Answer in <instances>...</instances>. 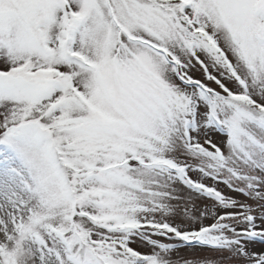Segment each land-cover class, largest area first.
<instances>
[{
    "label": "snow or ice",
    "instance_id": "obj_1",
    "mask_svg": "<svg viewBox=\"0 0 264 264\" xmlns=\"http://www.w3.org/2000/svg\"><path fill=\"white\" fill-rule=\"evenodd\" d=\"M0 264H264V0H0Z\"/></svg>",
    "mask_w": 264,
    "mask_h": 264
}]
</instances>
